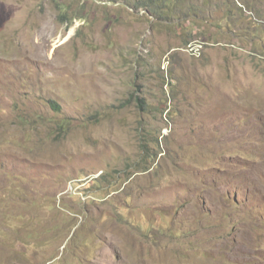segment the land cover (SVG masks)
Returning a JSON list of instances; mask_svg holds the SVG:
<instances>
[{
  "label": "rangeland",
  "instance_id": "374dc122",
  "mask_svg": "<svg viewBox=\"0 0 264 264\" xmlns=\"http://www.w3.org/2000/svg\"><path fill=\"white\" fill-rule=\"evenodd\" d=\"M135 1L0 0V264H264V0Z\"/></svg>",
  "mask_w": 264,
  "mask_h": 264
},
{
  "label": "trees",
  "instance_id": "16d2710c",
  "mask_svg": "<svg viewBox=\"0 0 264 264\" xmlns=\"http://www.w3.org/2000/svg\"><path fill=\"white\" fill-rule=\"evenodd\" d=\"M181 3L188 4V1L184 0L183 2V0H136L135 4L133 5V8H135L136 10L144 9L154 17L167 18L168 15H172V13H178L179 6ZM183 9H185L184 6ZM185 13H189V11H186ZM140 103L143 108L145 104V100L141 99ZM50 104L52 105L53 108L60 111L61 108L56 102L51 101ZM65 125H66L65 122L62 121V124L59 125V129L61 130L65 129Z\"/></svg>",
  "mask_w": 264,
  "mask_h": 264
},
{
  "label": "built area",
  "instance_id": "2783aa9c",
  "mask_svg": "<svg viewBox=\"0 0 264 264\" xmlns=\"http://www.w3.org/2000/svg\"><path fill=\"white\" fill-rule=\"evenodd\" d=\"M72 194L80 195L81 193L79 191H76V189H75V192H73Z\"/></svg>",
  "mask_w": 264,
  "mask_h": 264
},
{
  "label": "clouds",
  "instance_id": "9594fccd",
  "mask_svg": "<svg viewBox=\"0 0 264 264\" xmlns=\"http://www.w3.org/2000/svg\"><path fill=\"white\" fill-rule=\"evenodd\" d=\"M192 43H193V42H191L190 45H191ZM190 45H189V47H190Z\"/></svg>",
  "mask_w": 264,
  "mask_h": 264
}]
</instances>
